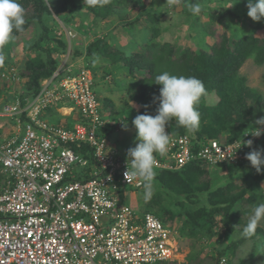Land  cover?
Returning a JSON list of instances; mask_svg holds the SVG:
<instances>
[{"label":"rangeland","instance_id":"obj_1","mask_svg":"<svg viewBox=\"0 0 264 264\" xmlns=\"http://www.w3.org/2000/svg\"><path fill=\"white\" fill-rule=\"evenodd\" d=\"M100 1L103 6L98 5V0L95 4L75 0L71 14L65 13L68 21L53 13L46 14L51 36L48 48L58 47L55 38L66 43L65 50L58 57L53 53V58L58 66L68 65L72 74L79 68L74 70L75 61L84 58L94 79L92 90L110 127L108 141L125 155L139 142L132 120L140 114L155 116L158 109L155 96L140 87L145 72L133 63L134 54H144L147 47L158 49L164 44L176 49L175 56L179 49H189L196 55L211 54L221 42L232 50L242 37L264 39V18L253 21L242 0H181L182 5L177 7L167 0ZM109 1L112 5L107 6ZM197 2L204 5V10L193 15L190 8ZM25 11L32 13L30 6ZM35 32L32 24L0 50L6 57L0 66V104L10 98L8 94L27 92L29 67L37 69L44 64V52L34 46L27 51L19 47L33 41ZM95 40L104 41L105 50L108 49L103 53L96 49L95 55L89 56L87 48ZM99 55L102 58H95ZM29 60L32 63L27 64ZM12 68L16 69L18 79L10 74ZM227 87L232 91L225 97ZM205 89L206 94L196 106L199 126L189 130L172 119L166 130L224 140L231 130L247 129L264 117V64H256L253 55L239 66L234 79ZM221 97L226 110L217 106ZM71 116L76 118L74 113ZM62 121L74 122L57 118V122ZM12 122L0 118L6 128L0 129L1 136L16 133V124ZM259 146L264 149V140ZM124 191H120L124 203L136 211L161 215L175 232V255L155 264H216L223 256L229 264H264V220L254 234H243L252 209L264 202V165L259 173L249 161L242 166L203 168L201 172L181 173L168 180L150 179L142 188L126 186Z\"/></svg>","mask_w":264,"mask_h":264},{"label":"built area","instance_id":"obj_2","mask_svg":"<svg viewBox=\"0 0 264 264\" xmlns=\"http://www.w3.org/2000/svg\"><path fill=\"white\" fill-rule=\"evenodd\" d=\"M10 74L18 79L15 68ZM93 85L87 65L74 74L61 66L35 94L11 93L1 104L0 118L17 131L0 138V264H154L175 255L171 227L121 197L124 187L142 188L144 181L125 175L131 164L108 141ZM49 110L74 122H51ZM165 131L170 144L155 154V171L245 164L264 140L258 124L230 143Z\"/></svg>","mask_w":264,"mask_h":264},{"label":"trees","instance_id":"obj_3","mask_svg":"<svg viewBox=\"0 0 264 264\" xmlns=\"http://www.w3.org/2000/svg\"><path fill=\"white\" fill-rule=\"evenodd\" d=\"M75 0H51L50 6L47 7L44 0H19L24 9L29 6L32 9V13L25 11V24L23 25V31L13 33L14 36H20L24 34L28 27H31L32 24L35 27V36L33 41L25 42L23 45L19 46L21 50L27 51L30 50L32 46L35 49H38L45 53L44 64L37 69H32L30 66V76L27 84V92L29 94H35L38 90L41 80L50 78L54 71L57 68L58 61L55 57H58L61 52L65 50L66 43L62 39H56L58 47L48 48L50 42V30L47 27V22L45 15L53 13L55 16H58L63 21H68L67 15L65 13H70L74 9ZM97 1V0H96ZM99 6H103L104 2L98 0ZM106 3V2H105ZM244 6L247 7V0H242ZM112 5L109 1L107 6ZM65 15V16H63ZM18 38V37H17ZM107 44L101 40H95L91 42L87 48L89 56L95 55V50L98 49L99 52H106L105 50ZM169 47V50H167ZM179 49V48H178ZM1 50V49H0ZM53 58V53H55ZM169 44H164L158 49L154 46H149L146 48V53L144 54H134L133 63L145 72V76L141 80L140 87L143 90H150L151 94L155 96L154 105L158 108L160 104V89L161 85L155 83V77L163 72H168L171 75H184V76H195L200 79L205 88L212 87L214 85L226 84L227 82L234 79L237 75V70L239 66L242 65L243 61L253 55L255 63L258 65L264 64V39L260 40L254 38L252 35L245 36L239 39L234 45L233 49L229 50L227 44L221 42L217 47L212 49L211 54L201 53L196 55L192 54L189 49L181 50L177 52ZM100 56V55H99ZM32 63L30 60L28 61ZM234 90V89H233ZM231 88H226V95L228 96ZM218 92V91H217ZM221 95H224L223 92L219 91ZM239 94L242 95V92ZM223 97L219 100L217 106H222L224 110L227 109V105L223 103ZM216 106V107H217ZM221 107V108H222ZM221 119V118H219ZM243 130H231L230 135L226 136L224 139L228 143L238 139ZM174 134H184L179 132H173ZM196 137L199 140L202 139H218L213 136L207 135H197ZM244 165V164H242ZM240 164V166H242ZM239 166V165H236ZM203 170L199 162L191 163L180 171H154V176L151 179L154 180H168L174 178L176 175L181 173H192V172H201ZM144 181V184L148 181ZM143 184V185H144ZM158 219L167 223L161 215H157ZM159 263V262H156ZM155 264V263H154Z\"/></svg>","mask_w":264,"mask_h":264},{"label":"clouds","instance_id":"obj_4","mask_svg":"<svg viewBox=\"0 0 264 264\" xmlns=\"http://www.w3.org/2000/svg\"><path fill=\"white\" fill-rule=\"evenodd\" d=\"M46 2L49 7L51 0H46ZM167 2L176 4V7L182 5L181 0H167ZM85 3L95 4L96 0H85ZM247 8V15L253 21L258 22L264 18V0H247ZM190 10L193 15H199L204 10V5L200 2L194 3ZM24 24L25 9L19 0H0V49L14 40V31H23ZM5 59V55L0 52V66H3ZM93 63L95 64L96 61ZM58 68L57 65L56 70ZM155 83L162 86L157 114L155 116L140 114L132 120V124L137 130L136 140L139 142L135 147H130L127 150V161L131 164V170L127 167L125 175L138 177L145 181L154 176L155 154L164 155L170 144V135L165 131L166 124L175 119L179 126L189 130L197 128L200 124V113L196 106L206 94L203 82L195 76H177L165 71L155 77ZM47 119L51 121L50 118ZM256 124L264 125V117L258 119ZM256 129L257 131L252 134L258 137L262 134V129ZM243 143L251 147L253 141L248 140ZM245 158L250 161L257 173L261 172V166L264 165V149L252 150L246 154ZM262 220H264V202L257 204L252 209L243 234L245 236L254 234Z\"/></svg>","mask_w":264,"mask_h":264},{"label":"crops","instance_id":"obj_5","mask_svg":"<svg viewBox=\"0 0 264 264\" xmlns=\"http://www.w3.org/2000/svg\"><path fill=\"white\" fill-rule=\"evenodd\" d=\"M95 58H99V59H100V58H102V57H100V56H96ZM79 61H80V62L75 61V64H74V70L77 69L78 67L80 68L81 66H85V65H84V61H85V60H84L83 57H80V58H79ZM79 63H82V64H79ZM60 66H61V65H59V68H60ZM65 67H66V68H69L68 65H66ZM79 68H78V69H79ZM78 69H77V70H78ZM69 70H70V69H69ZM77 70H75V72H76ZM8 95H10V94H8ZM50 113H51V114H50ZM49 114H50V116H52V118L55 117V119H56V120L53 121V120L50 118V119H51V122H55V123H57V118H58L59 116H58V114L56 113V111L49 110L48 112L45 113V117L48 118ZM12 123H13V122H12ZM4 125H5L4 123H2V124L0 123V129L5 130L6 128L4 129ZM12 128L14 129V127H12ZM0 137L3 138V137H5V136H1V135H0Z\"/></svg>","mask_w":264,"mask_h":264}]
</instances>
